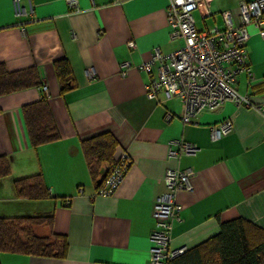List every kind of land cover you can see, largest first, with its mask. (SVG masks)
Masks as SVG:
<instances>
[{"label": "crops", "instance_id": "obj_1", "mask_svg": "<svg viewBox=\"0 0 264 264\" xmlns=\"http://www.w3.org/2000/svg\"><path fill=\"white\" fill-rule=\"evenodd\" d=\"M168 1L77 0L70 6L66 0H32L31 10L22 0L28 11L18 14L13 0H0V62L10 70L38 67L60 133L58 140L31 146L22 109L42 97L40 87L0 96V156L11 166V174L0 178V216L51 212L53 231L69 243L66 257L2 252L1 264H152L153 208L166 190L169 168L195 172L193 189L178 194L183 209L172 249H192L237 217L264 228V111L228 100L184 121L180 101L163 91L156 99L146 96L150 75L136 66L156 48L168 53L183 44L170 37ZM242 1L196 0L198 29L225 28L224 10L239 24ZM251 32L252 74L239 73L236 87L264 106V37ZM64 57L74 85L62 93L54 62ZM125 62L131 64L122 76ZM229 119L231 131L216 134ZM105 132L118 143L114 160L127 149L133 162L113 195L92 198L97 182L82 142ZM182 143L196 145V152L171 157ZM39 172L50 197H18L15 180Z\"/></svg>", "mask_w": 264, "mask_h": 264}, {"label": "built area", "instance_id": "obj_2", "mask_svg": "<svg viewBox=\"0 0 264 264\" xmlns=\"http://www.w3.org/2000/svg\"><path fill=\"white\" fill-rule=\"evenodd\" d=\"M27 1L33 10L32 0ZM66 1L70 6L77 5V0ZM13 2L16 13L28 11L22 5V0ZM196 8V0L168 1L170 37L182 39L183 44L168 53L156 48L150 59L136 66L138 69H145L150 75L146 84V96L156 99L163 91L167 97L180 101L184 105V121H190L201 111L217 110L228 100L263 112L264 106L255 103L248 94L241 93L236 82L239 73L252 74L247 62V46L252 36L251 29L264 37V0L242 1L239 5L240 22L237 25L234 24L230 10L222 11L225 23L223 29L217 26L209 30L198 29L194 16ZM130 64H123L122 76L127 74ZM41 89L48 95L45 83ZM171 117L172 114L167 115V119ZM232 128L233 122L229 119L214 132L225 134ZM196 150V145L182 143L180 150L170 151V156L178 158L182 153L192 154ZM132 162L130 153L124 149L115 163L109 165L106 176L92 198L113 195L123 183ZM194 173L191 168H169L163 177L166 190L156 198L153 208L154 227L150 237L152 264H168L170 259L185 251L184 248L172 249V231L174 222L180 218L183 209L178 194L181 190L193 189Z\"/></svg>", "mask_w": 264, "mask_h": 264}, {"label": "trees", "instance_id": "obj_3", "mask_svg": "<svg viewBox=\"0 0 264 264\" xmlns=\"http://www.w3.org/2000/svg\"><path fill=\"white\" fill-rule=\"evenodd\" d=\"M54 68L62 93L73 87L71 62L67 57L54 62ZM38 67L32 65L10 70L0 62V96L32 87H42ZM23 116L31 146L53 142L60 138L56 119L43 91L42 97L23 106ZM116 138L109 132L82 142V148L90 168L94 171L97 187L115 163ZM106 167V173L101 170ZM11 174L10 160L0 156V178ZM100 181V182H99ZM16 195L28 200H44L50 197L42 172L15 180ZM53 214L29 216H0V254L18 252L48 257H66L69 243L65 235L53 231ZM1 264V260H0ZM168 264H264V228L245 217L221 222L219 232L168 261Z\"/></svg>", "mask_w": 264, "mask_h": 264}, {"label": "water", "instance_id": "obj_4", "mask_svg": "<svg viewBox=\"0 0 264 264\" xmlns=\"http://www.w3.org/2000/svg\"><path fill=\"white\" fill-rule=\"evenodd\" d=\"M106 170H107V168L104 167V168L101 170V174H105V173H106ZM99 182H100V181H99Z\"/></svg>", "mask_w": 264, "mask_h": 264}]
</instances>
